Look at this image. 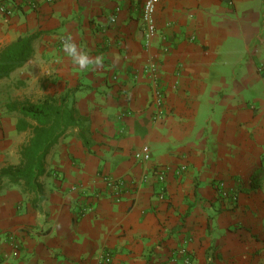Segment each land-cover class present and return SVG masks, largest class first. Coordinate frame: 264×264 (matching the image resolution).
Returning a JSON list of instances; mask_svg holds the SVG:
<instances>
[{"label":"crops","instance_id":"obj_1","mask_svg":"<svg viewBox=\"0 0 264 264\" xmlns=\"http://www.w3.org/2000/svg\"><path fill=\"white\" fill-rule=\"evenodd\" d=\"M143 2L0 0V52L38 35L0 80V170L31 137L15 103L70 94L89 140L70 129L50 150L39 210L0 179V264H183L182 249L192 264H264V184L249 190L264 167V0H160L150 37ZM65 38L103 65L79 69Z\"/></svg>","mask_w":264,"mask_h":264},{"label":"trees","instance_id":"obj_2","mask_svg":"<svg viewBox=\"0 0 264 264\" xmlns=\"http://www.w3.org/2000/svg\"><path fill=\"white\" fill-rule=\"evenodd\" d=\"M38 35L18 39L0 52V80L9 77L15 70L23 67L33 56V43ZM20 115L16 123L17 132L30 130L31 137L19 152V165L0 170V179L10 184L21 185L25 194L30 196V205L39 210L44 200L41 177L46 174L44 161L50 150L70 129H78V137L84 146L86 137V119L75 110L70 94L59 98H45L38 103H15L8 108ZM264 184V167L255 171L249 182V190L260 189Z\"/></svg>","mask_w":264,"mask_h":264},{"label":"built area","instance_id":"obj_3","mask_svg":"<svg viewBox=\"0 0 264 264\" xmlns=\"http://www.w3.org/2000/svg\"><path fill=\"white\" fill-rule=\"evenodd\" d=\"M159 1L160 0H144L143 2L142 11H141V23H142V27L145 30L146 37H150L151 35L156 33L154 13ZM0 14L4 16H9L11 12L4 7H0ZM134 159L135 161L141 163H145L149 161L150 159L149 149L147 147H142L140 151L134 154ZM165 173L166 171H156L154 173V176L156 177V181L158 182L160 188L158 194L160 200H163L165 198V193H164L165 191L164 188L162 187V184L164 183L165 180ZM104 184L106 188H108L109 191H111L115 196L114 197L115 202H118L119 201L118 191L120 184L114 183L107 178L104 179ZM218 186H219V191L221 192L222 184H218ZM97 195L98 194L91 196L98 198ZM227 196H228V200H230L232 203L236 202V193L234 191H231L228 194L227 193L222 194L223 198L226 197L227 199ZM88 210H89L88 208L84 207L82 209V207H80L78 211V215L82 216ZM179 256L183 258V264H192L193 260L190 258L191 257L190 254L185 249H182L179 252ZM111 263H112V258L110 253L108 252L103 253L100 258V264H111Z\"/></svg>","mask_w":264,"mask_h":264},{"label":"clouds","instance_id":"obj_4","mask_svg":"<svg viewBox=\"0 0 264 264\" xmlns=\"http://www.w3.org/2000/svg\"><path fill=\"white\" fill-rule=\"evenodd\" d=\"M63 47L65 53L71 57L73 64L78 66L81 70H88L93 65H95V67H101L103 65L102 57L97 56L93 60L85 52L79 51L77 46L68 38L64 39Z\"/></svg>","mask_w":264,"mask_h":264}]
</instances>
